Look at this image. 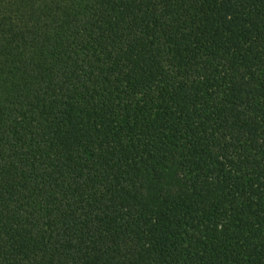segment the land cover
I'll return each instance as SVG.
<instances>
[{
    "label": "trees",
    "instance_id": "trees-1",
    "mask_svg": "<svg viewBox=\"0 0 264 264\" xmlns=\"http://www.w3.org/2000/svg\"><path fill=\"white\" fill-rule=\"evenodd\" d=\"M0 264H264V0H0Z\"/></svg>",
    "mask_w": 264,
    "mask_h": 264
}]
</instances>
